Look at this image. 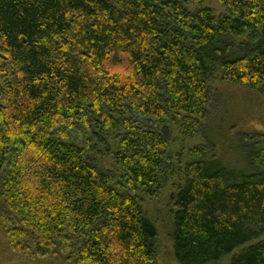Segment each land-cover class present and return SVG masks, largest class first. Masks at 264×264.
<instances>
[{"label":"trees","instance_id":"trees-1","mask_svg":"<svg viewBox=\"0 0 264 264\" xmlns=\"http://www.w3.org/2000/svg\"><path fill=\"white\" fill-rule=\"evenodd\" d=\"M213 83L264 96V0H0L7 249L157 264L143 199L164 205L178 264H264V151L225 153L211 136L174 152L173 132L200 138L210 121ZM262 138L243 137L259 148ZM100 148L118 174L92 163Z\"/></svg>","mask_w":264,"mask_h":264},{"label":"rangeland","instance_id":"rangeland-1","mask_svg":"<svg viewBox=\"0 0 264 264\" xmlns=\"http://www.w3.org/2000/svg\"><path fill=\"white\" fill-rule=\"evenodd\" d=\"M212 11L216 16L224 13L223 8L216 2L209 1L203 6ZM212 105L210 109L209 122L202 131L200 138L186 140L182 142L178 137L177 132H173V141L176 142L174 152H182V158L186 157L188 151L195 148L204 149V145L209 142L211 136L219 137L224 144L225 153L229 150L248 156L252 149L264 151V96L257 95L251 91L231 85H221L218 83L212 84ZM219 133V134H217ZM261 135L263 142L260 148L254 144L244 141L245 135ZM230 137L234 141L230 142ZM72 140L78 145L83 146L86 138L77 137L76 133L71 135ZM204 144V145H203ZM229 149V150H228ZM104 151V152H103ZM98 157L93 156L91 161L95 167L101 172H110L118 174V170L113 164L111 157L105 153V150L98 149ZM237 155V156H238ZM186 161V158L183 159ZM173 189L177 188L176 180H174ZM169 184L166 192L173 190ZM141 208L148 219L153 221L158 227V237L156 239L157 264H178L173 253V245L168 238L169 224L168 220L160 211L163 209L161 204L156 202L143 200L140 201ZM163 215V216H162ZM229 259H226L222 264H228ZM0 264H62L44 262L41 260H31L24 256L13 255L6 246L3 234L0 232Z\"/></svg>","mask_w":264,"mask_h":264}]
</instances>
